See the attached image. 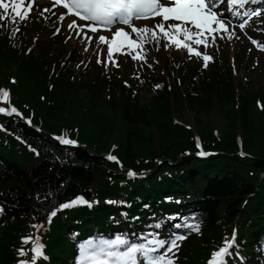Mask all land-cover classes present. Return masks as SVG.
<instances>
[{"label": "snow or ice", "instance_id": "snow-or-ice-1", "mask_svg": "<svg viewBox=\"0 0 264 264\" xmlns=\"http://www.w3.org/2000/svg\"><path fill=\"white\" fill-rule=\"evenodd\" d=\"M55 2L66 10L59 19L63 21L65 16L69 18V29L73 31L79 29L76 31L78 39L87 41L89 45L95 39L97 55L104 53L108 62H114V55L122 52L131 55L135 60L146 62L145 45L154 43L158 46L161 40H165L168 42L167 47L175 46L177 49H185L188 58L202 57L205 68L213 57L206 51H202L200 46L206 50L210 45H216L218 40L224 39L225 34L228 39H232L237 21L241 30L246 27L247 20L241 19L242 16L261 14L257 10L251 12L246 10L248 4H256L261 0H55ZM234 8L244 9V11H233ZM0 9L3 10L0 12V21L11 19L13 24L26 21L33 11L31 4L25 6V0H0ZM77 20L80 22L78 23ZM141 20L151 21L153 26L149 27L147 24L138 26L136 21ZM100 45L107 47L102 49ZM257 47L264 51V45L257 44ZM85 50L87 51V47ZM97 62L100 63L101 60L97 59ZM9 95L8 90L0 89V100H7ZM0 114H16L24 118L14 106L10 110L0 107ZM27 122L30 124L31 120ZM55 138L64 145L78 146V142L71 138L62 136ZM32 151L36 152V149L33 148ZM37 155H39L38 152ZM198 155L204 156L206 153L201 151ZM107 159L117 161L118 158L109 155ZM129 175L135 176L136 173L129 171ZM106 202L117 203V201ZM78 204L92 206L83 194L78 195L51 210L49 222L59 210ZM2 211L3 208H0V212ZM123 215L126 216L127 213ZM177 218H180L183 223H171ZM134 219L138 220L139 217ZM161 219L163 222L149 225L156 229L153 232L142 231L131 234L117 232L114 238L101 235L81 241L78 244L77 264H176L180 242L193 233H200L201 223L196 220L195 214L191 217H181L177 213ZM189 219L194 222L189 223ZM33 227L39 230L43 228V225H33ZM181 228L187 231H177ZM23 241L25 244L32 241L33 246L28 250L23 247L18 249V255L29 257L31 253V256L28 259H19L17 264H38L40 259H49L44 252L45 245L41 242L39 235L35 239L31 236L24 237ZM234 248H238L235 231L231 240L225 239L222 246L211 253L206 264H229L230 259L234 262L237 259L243 262L244 258L238 251L233 252Z\"/></svg>", "mask_w": 264, "mask_h": 264}, {"label": "trees", "instance_id": "trees-1", "mask_svg": "<svg viewBox=\"0 0 264 264\" xmlns=\"http://www.w3.org/2000/svg\"><path fill=\"white\" fill-rule=\"evenodd\" d=\"M2 58L0 57V61ZM35 72H37L36 67L28 68L24 64L22 65L20 70L22 74L20 77L21 85L16 87L20 100H34L44 110L47 118L63 121L67 126H80L82 132H84V140L91 147L107 149L111 142L117 138L116 135L119 134L123 140L122 154L126 159H131L136 151L151 155L154 149L158 153H167L174 150L175 147H184L187 144V146H192L193 144V141L189 140L192 135L191 131H186L187 129L180 125L166 123L171 121L170 107L166 115L156 111L160 100L153 101V109L149 111L150 116L143 117V112H141V118L136 117L130 109H127L120 117L117 116L116 113L111 112L115 103H108L104 98L100 102H96V98L100 93L95 92L93 89L90 91L91 94L87 93L85 95L79 90L63 91L59 102L56 100L52 105L47 100L42 104L39 96L41 91L37 87L39 85L42 87L43 82L37 78ZM224 89L219 93L220 98L224 101V105L220 108L224 122L219 128V138L216 137L214 132L215 125L209 122L208 119H204L200 114L212 113L211 100L197 103L194 106L197 116V128L208 139L214 141V145H211V147L216 145L215 147L221 148L228 154L235 153L237 150V135L240 133L243 138L244 149L257 157L258 161H264V112L257 114L255 101L250 99L251 97L242 100L240 107L236 108L235 105L230 103V101L235 100L234 96L231 95L232 88L226 87ZM228 99L229 102H227ZM184 112V108H181L180 113ZM27 135L32 143L42 149L47 156V160L41 163L33 173L35 177L33 180L17 165L23 162L24 155L14 154L9 156V161L0 160V172L6 177L5 183L8 187H12L7 193L6 200L17 201L19 205L27 210L46 209L50 207L54 198L51 194L52 191L58 193L60 197H68L81 192L85 188L90 176L84 170L75 168L70 164L67 166L60 164L55 157L57 154H63L59 147H53L49 141H42L39 137L37 140L31 133ZM78 153L79 160H91L87 153L81 150ZM258 164L260 163L258 162ZM16 178L20 182L22 180L26 181L27 187L14 194L13 191L17 187ZM231 187L233 186L228 179L222 182L216 181L211 187V192L213 191L216 195L222 196L225 192H232L229 191ZM251 190L255 191V188ZM258 204H261V202ZM215 216L216 213L207 212V221ZM14 234H16L14 226L8 227L1 238L3 248L6 247L7 240L12 241ZM57 237V234L54 233L51 247L55 246L54 243Z\"/></svg>", "mask_w": 264, "mask_h": 264}, {"label": "rangeland", "instance_id": "rangeland-1", "mask_svg": "<svg viewBox=\"0 0 264 264\" xmlns=\"http://www.w3.org/2000/svg\"><path fill=\"white\" fill-rule=\"evenodd\" d=\"M37 12L39 13V10H37ZM40 12H41V14L45 13L44 9H41ZM46 29H48V28H46ZM48 36H49L48 32L45 31V33H43L41 35L40 39H44V38H46ZM63 45H65V47H67V48H69L71 50H76L77 52H78V48H80L81 50H84L83 46H81V45L78 46V42H77V44H71V40L68 41L67 43H64ZM72 45H74V46H72ZM252 78L254 79L253 86L255 88L259 87L260 85L263 86L264 85V68L260 67L258 69V71L255 72V74L253 75ZM144 100L146 101V97L145 96H144ZM194 116L195 115L193 113H191L190 110H189L188 113L184 116V119H182V120L185 121L186 123L193 124ZM208 119H210V117ZM212 120H213L215 125H220L221 119H220V117L217 114H214L212 116Z\"/></svg>", "mask_w": 264, "mask_h": 264}]
</instances>
